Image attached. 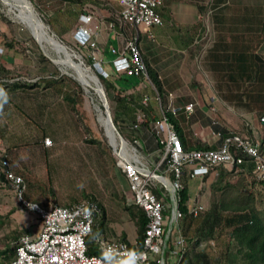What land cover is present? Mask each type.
Here are the masks:
<instances>
[{"label":"rangeland","instance_id":"rangeland-1","mask_svg":"<svg viewBox=\"0 0 264 264\" xmlns=\"http://www.w3.org/2000/svg\"><path fill=\"white\" fill-rule=\"evenodd\" d=\"M27 1L47 32L70 53L72 61L95 74L100 82L97 74L101 73L95 68L96 60L92 56V49L78 45L73 39V32L80 24L79 14L83 10L92 12L93 28L96 31L94 39L103 54L101 65L109 74L106 79L120 87L121 94L128 96L141 92L147 95V103L151 104L152 112L160 114L159 101L152 86L138 77H130L125 83L129 87L125 86L111 65L113 55L108 48L113 31L108 23L114 19L119 9L115 0ZM13 3L12 0H0V66L5 67L8 72L0 80L26 83L38 81L41 85L17 88L8 92L5 97H0V160L7 158L12 171L24 178V196L28 200L44 207L54 204L65 206L92 196L101 203L106 213L104 228L99 227L96 236L107 232L108 236H115L114 232L124 231L130 241H134L136 224L123 208L130 199L127 181L116 167V156L107 134L108 128L99 119L97 111L100 107L105 114L102 106L104 97L93 87L81 84L71 68L57 61L59 54L54 47L36 38L33 26L25 21L22 11ZM201 5L206 9L200 10ZM217 6L218 9H215ZM217 6L215 0H164L160 12L162 23L152 28L155 39L148 40L142 35L141 49L144 58L157 71L165 90L173 92L175 97L191 98L190 101L195 102V106L204 115L226 129L247 133L251 127L249 120L259 117L255 107L258 102L248 100L246 94L242 93L248 80L238 77L241 70L236 67L233 58L229 72H234L236 82L217 78L209 65V52L217 42L233 46L236 40L234 36H245L247 44L252 45L253 50L250 52L263 56L264 36H261V24L264 21V0H222ZM214 14L219 17L217 21L213 19ZM114 41L122 46L120 39ZM231 47L223 49L232 54L240 51ZM61 78L63 80L57 86L62 88V92L51 82L43 86L44 80ZM137 84V89L131 87ZM100 85L111 120L112 117L114 120L112 125L119 134L112 143L119 144L120 137L128 144L132 143L125 136V130L120 128L121 116L118 114V118H114L117 112L110 95L116 91L107 89L102 82ZM263 88L250 87L249 95ZM238 89L242 94L240 99L235 97L239 93ZM70 90L76 92L77 112L71 109L63 97ZM231 92L234 98L229 97ZM241 102H247L248 106ZM141 119L144 117L139 111L138 120ZM185 119L180 118V123L184 127H190ZM196 131L200 140L212 137L210 127L199 126ZM46 136L50 138L52 145L44 146L43 139ZM93 139L97 141H89ZM136 147L139 155L150 165L153 164V158ZM239 172L234 170L232 174L222 178L220 185H225L227 181L230 184L226 190L211 188V184L218 179L215 171L200 180L193 178L192 181L197 182L189 181L192 194L196 192L194 195L204 204L205 210L201 219L194 222L190 229L191 241L195 238L203 241L198 246L189 243L184 264L196 261L201 253L208 258L209 264H224L225 247L232 228L227 220L235 213L230 209L219 208L221 201L227 204L248 201L247 204L251 207L249 210L254 209L261 216L264 214V186L252 174ZM206 212L210 214L209 217ZM214 213L218 218H214L213 222ZM101 221L102 217H97V224ZM38 226L36 214L20 204L9 182L4 176L0 177V249L6 250L12 246L15 237L31 233L33 235ZM180 226L182 227L181 222ZM211 242L213 245H210Z\"/></svg>","mask_w":264,"mask_h":264},{"label":"built area","instance_id":"built-area-1","mask_svg":"<svg viewBox=\"0 0 264 264\" xmlns=\"http://www.w3.org/2000/svg\"><path fill=\"white\" fill-rule=\"evenodd\" d=\"M115 1L119 9L108 27L113 31V39H120L122 46L112 44L108 48L113 55V70L118 76L145 80L155 90L141 49V36L154 41L152 28L162 23L160 12L164 0ZM78 21L80 24L73 32V39L78 45L92 49V56L96 60L95 68L106 77L107 72L101 65L103 54L94 39V14L83 10ZM0 50L2 53V49ZM155 93L159 101L160 118L154 122L153 128L162 144L158 160L150 165L139 155L136 144H128L121 137L119 144L110 142L116 156V167L127 181L130 195L127 204L142 209L146 217L141 247L136 242L129 244L120 236H96L92 241L100 254H88L86 240L92 234L96 216L100 214L97 201L82 199L65 206H41L24 196V178L12 171L7 158H2L0 169L5 180L13 188L20 204L33 211L39 219L38 229L33 235L31 233L19 238L15 255L9 264H101L109 250L116 255L118 261L126 260L127 253L135 251L146 257L139 264H183L189 251V241L180 226L183 211L179 208V192L183 187L184 174L189 179H202L217 166L229 169L234 167L235 171H242L246 163H251L253 178L257 181L264 180V115L258 118V126H251L246 134L228 130L223 137L220 131L210 128L212 140L202 139L201 142L211 147L186 149L162 110L156 91ZM148 99L144 95L142 102L146 104ZM174 99L175 94L169 92L167 109L173 116L179 111L186 117L194 112L195 102L177 107ZM113 128L119 136L114 126ZM43 144L52 145L50 138L44 137ZM186 205L188 213L193 216L205 210L204 204L190 196Z\"/></svg>","mask_w":264,"mask_h":264},{"label":"trees","instance_id":"trees-1","mask_svg":"<svg viewBox=\"0 0 264 264\" xmlns=\"http://www.w3.org/2000/svg\"><path fill=\"white\" fill-rule=\"evenodd\" d=\"M222 0H215V5L217 6ZM217 3V4H216ZM200 10H205L206 7L199 6ZM218 9V6L215 8ZM218 16L216 14L213 15L214 20H218ZM261 32L264 36V21L261 24ZM116 29L118 28L115 26ZM111 43L109 45L115 44L114 41V34L112 32V35L110 36ZM236 39L233 43L234 45L226 46L222 42H217L212 46L209 56H210V67L212 70L216 73L217 78L224 81L225 78H227L230 82H236V76L234 72H229L230 66H231V58L235 59L236 67H239L241 72L238 73V77H241L247 81L244 85L245 91H242V93L246 94L247 99L250 101H253L254 103H257L255 107H257V113L260 116L264 115V88L262 90H255L251 95H249V89L250 87H264V55L260 56L257 54H253L250 52L252 49L251 43L247 44V38L245 36H234ZM239 38L240 41L237 39ZM239 41V42H238ZM10 46L12 43L9 44ZM232 46V47H231ZM222 48L221 50H218L217 48ZM226 47H231L233 50H239L240 51L236 54H232L231 52H227ZM145 57V56H144ZM145 62L147 65V70L149 77L151 79V82L153 83L155 87V91L157 92L160 100H161V108L164 111L167 119L172 123L174 129L176 130L177 134L179 135L181 142L186 149H192V148H206L211 147L207 145L204 142H201L200 140H192L191 137H186L183 133L179 120L176 116H173L170 112V110L167 109L168 105V93L169 91L165 90L159 75L155 69H153L150 64L147 62L146 58ZM234 68V67H233ZM257 74V77H255V73ZM8 74L7 69L3 66H0V77H6ZM99 77L100 82L109 90H115V94H111L110 98L112 99V102L114 103L115 111L117 112L114 118H118V114L121 116L120 118V128L125 130V136L129 137L132 143H137L136 145L142 152H151L154 150H160L162 148V144L160 141V138L156 135L155 130L153 128L154 122L160 118V114H154L153 108L151 104L142 103V99L144 97L143 93L137 92L136 94H129L128 96L125 94H121L120 87H116L113 84V81H108L109 74L107 72V76L104 77L101 74H97ZM237 77V78H238ZM253 77V78H252ZM107 78V79H106ZM121 81H124L122 83H127L128 79L130 77L120 75L118 76ZM252 79V81H251ZM63 78L61 79H47L44 80L45 84L43 86L49 85V83L56 84V89L59 92H62V88L60 86H57L58 82H62ZM221 82V81H220ZM250 82V83H249ZM263 82V83H261ZM41 84L38 81L32 82V83H26L19 80H14L12 82L5 81L4 79L0 80V91H2V95L0 97H5L8 92H12L13 90L21 87H35L40 86ZM123 85V86H124ZM237 85H240L239 83ZM126 86V85H125ZM136 85H133L132 87H135ZM105 88V89H106ZM73 90H70V92H65L63 97L64 100L70 105L71 109L74 111H78L75 108V93L72 92ZM72 92V94H71ZM171 92V91H170ZM235 94V97L239 98L242 97L241 92ZM228 94V92H227ZM234 98V94H229V97ZM191 98L189 97H175L174 99V105H184L187 102L190 101ZM240 99V98H239ZM244 105L248 106L247 102H241ZM196 114H191L187 117V121L193 122L196 120L197 116L200 118V121L203 125H208L210 128H212L214 131H220L222 136L224 137L228 133V129L221 126L208 116L204 115L196 106H195ZM141 111L144 119L138 120V112ZM258 117V118H259ZM184 118V117H183ZM113 120V117H112ZM114 122V120H113ZM118 130V129H117ZM119 131V130H118ZM249 130H247V133ZM90 142H96L97 140H89ZM215 147V146H213ZM158 160V157H155V161ZM251 163H246V166L244 169L240 172H245L248 174H251ZM235 168H231L227 170L226 168L222 166H217L215 170V173H218V179L214 181L211 184V188L213 189H227L228 186H230L229 182H225V185H220V181L225 176H229L233 173ZM239 172V173H240ZM240 175V174H239ZM0 177L3 178V173H0ZM204 177H207L205 175ZM262 186H264V180L258 181ZM182 189L179 192V208L183 211V217L181 219L182 223V233L184 236L187 237V240L189 243H193L195 246L200 243V241H203L200 238H195V240L191 241V228L194 222L199 221L201 219L202 213L200 212L197 216H193L192 214L188 213L187 211V205L186 202L189 199V193H188V185L187 181L182 180ZM89 200H95L92 196L86 197ZM249 195L247 199H249ZM96 201V200H95ZM248 202V201H247ZM247 202H241V201H235L234 204L229 203L227 204L224 201H221L218 205L219 208L222 210L230 209L233 213H235L230 219L227 220V223L232 225V228L229 232V241L227 242V245L225 247V261L224 264H264V214L261 216L256 210L250 209L251 207L248 206ZM99 208H100V214L96 216L102 217V221L100 224H97L95 220V224L92 229V234L90 237L87 238L86 243L88 245V254H100L99 250H97V247L93 243L92 239L97 235L99 232L98 228L101 229L104 228L105 220H106V213L103 210V207L101 203L97 202ZM123 208L127 210L128 214L131 216L132 219H134L136 228H137V234L135 238V242L137 246L140 248L142 245V239L144 234V228L146 224V217L142 209L135 205H123ZM209 213L206 212V216L209 217ZM214 218L217 219L218 216L216 213H214ZM120 238L122 240L127 241L129 244L131 242L127 239L126 234L123 232L120 235ZM15 242L7 248L6 250L0 249V264H6L10 263V261L13 259L15 255V248L17 246V242L19 240L18 237H15ZM192 245V244H191ZM188 254V253H187ZM186 256L184 257L183 264L186 260ZM189 260H187L188 262ZM192 261V260H191ZM188 262L187 264H209L208 258L201 253L199 258L196 259L194 262Z\"/></svg>","mask_w":264,"mask_h":264},{"label":"bare ground","instance_id":"bare-ground-1","mask_svg":"<svg viewBox=\"0 0 264 264\" xmlns=\"http://www.w3.org/2000/svg\"><path fill=\"white\" fill-rule=\"evenodd\" d=\"M12 1L22 11L21 15L23 16V18L25 17V21L33 26V32L35 33L36 38L54 47L56 52L59 54V56L57 57V61L60 64L66 65L69 68H71L75 72V78L81 84H85L88 87H93L96 90V92H98L101 95L102 98L104 97V99H102L103 103L104 102L107 103L105 96L102 95L103 94L101 92L102 87L100 85V82L98 81L97 76L95 74L86 71L79 63H75V61L74 62L72 61L70 53L65 49V47L62 44H60L57 40H55L53 36H51L47 32L46 27L41 22V20L37 18L28 1L27 0H12ZM97 111L99 112V119L108 128L105 129H107V134L110 138V142L111 143L114 142L116 134L114 132V128L112 122L110 121V118L107 117V113L110 116L108 105L106 107L107 113L103 114L100 110V107L97 108Z\"/></svg>","mask_w":264,"mask_h":264},{"label":"crops","instance_id":"crops-1","mask_svg":"<svg viewBox=\"0 0 264 264\" xmlns=\"http://www.w3.org/2000/svg\"><path fill=\"white\" fill-rule=\"evenodd\" d=\"M126 85V84H125ZM139 84H137L136 86H135V89H137L136 87L138 86ZM126 86H128V85H126ZM129 87V86H128ZM132 87V86H131ZM179 106H182V105H177V107H179ZM199 109V108H198ZM257 110V109H256ZM201 111V110H200ZM203 113V112H202ZM192 114H196V110H195V107H194V112L192 113ZM197 115V114H196ZM176 117L178 118V120H179V123H180V118L182 119V120H184V118H186L187 119V117L185 116V114L182 112V111H179V113H177V115H176ZM184 117V118H183ZM199 117L197 116V118H196V120L195 121H193V122H188L186 119V121H185V123L186 124H190V127H188L186 124V127H184L181 123H180V126H181V129H182V131H183V133L185 134V136L186 137H191V139L193 140H197L198 138V136H197V134H196V130L198 129V127L200 126V127H202V126H205L206 127V125H203L202 124V122L200 121V118L198 119ZM250 122V125L251 126H253V127H255V126H258V118H257V116H255V117H253V118H251V120H249ZM197 125H199V126H197ZM207 127H209L208 125H207ZM240 134H246V133H240ZM198 140H200V139H198ZM202 140V139H201ZM200 140V141H201ZM158 151L159 150H154V151H151V152H147L152 158H153V160L155 161V157H157L158 156ZM15 172V171H14ZM16 173V172H15ZM186 179V181H187V185H188V193H189V196H190V198H194V200L195 201H198L199 202V199H197V197L194 195V194H196V192L194 193V194H192V192H191V187H190V185H189V181H192L193 179H189V178H187V176L184 174V176L182 177V180H185ZM199 180H200V178H199ZM196 180H194V181H192V182H195ZM197 182V181H196ZM194 202V201H193ZM73 204V203H72ZM189 204H191V201L189 202ZM70 205V204H69ZM107 228H109L108 227V225H107ZM124 231H122L121 233H123ZM108 233V232H107ZM107 233H103V235L102 236H108V234ZM121 233H115L114 232V234H115V236H109V237H118ZM125 234H126V232H124ZM126 236H127V234H126ZM95 237H96V235H95ZM127 239L130 241V239L128 238V236H127ZM131 243H134L135 242V240L134 241H130Z\"/></svg>","mask_w":264,"mask_h":264},{"label":"clouds","instance_id":"clouds-1","mask_svg":"<svg viewBox=\"0 0 264 264\" xmlns=\"http://www.w3.org/2000/svg\"><path fill=\"white\" fill-rule=\"evenodd\" d=\"M2 94V91H0V95ZM145 259L146 257L143 253L134 251L127 253L126 260L118 261L116 255L111 250H109L108 253L102 258L101 264H139V262H142Z\"/></svg>","mask_w":264,"mask_h":264},{"label":"water","instance_id":"water-1","mask_svg":"<svg viewBox=\"0 0 264 264\" xmlns=\"http://www.w3.org/2000/svg\"><path fill=\"white\" fill-rule=\"evenodd\" d=\"M101 92H102V89H101ZM102 106H103L105 113H107V111H106L107 103H105V102L102 103ZM107 117L110 118V121L112 122L111 117L108 115V113H107Z\"/></svg>","mask_w":264,"mask_h":264}]
</instances>
